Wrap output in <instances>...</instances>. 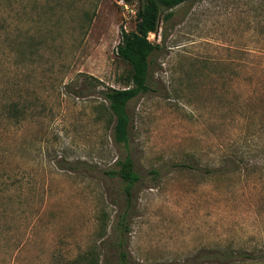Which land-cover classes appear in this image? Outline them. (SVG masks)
Segmentation results:
<instances>
[{
  "label": "rangeland",
  "instance_id": "374dc122",
  "mask_svg": "<svg viewBox=\"0 0 264 264\" xmlns=\"http://www.w3.org/2000/svg\"><path fill=\"white\" fill-rule=\"evenodd\" d=\"M141 4L0 0V264H264V0L162 12L120 143L103 92L127 85ZM241 153L253 168H212ZM128 155L130 196L107 173Z\"/></svg>",
  "mask_w": 264,
  "mask_h": 264
},
{
  "label": "trees",
  "instance_id": "16d2710c",
  "mask_svg": "<svg viewBox=\"0 0 264 264\" xmlns=\"http://www.w3.org/2000/svg\"><path fill=\"white\" fill-rule=\"evenodd\" d=\"M191 0H142L138 11L139 21L136 30L122 29L121 40L117 46L118 56L131 66L127 85L123 88L110 87L103 92L108 101V108L113 118V134L116 142L128 143L130 136L131 116L128 110L129 102L140 94L151 90L150 71L155 53L163 50L161 43L149 39L150 32H156L159 28L161 13L166 12L164 18L169 19L173 15V8ZM20 99L9 101V118L20 121L22 110L19 106ZM120 168L107 171L108 175L120 177L126 183L125 191L128 196L135 184L140 179L135 168V162L129 155L125 159L118 160ZM199 166L195 168H202ZM208 168V167H205ZM212 168H253L249 160H245L244 154L224 156L223 164ZM252 254L244 251L215 253L221 262L232 263L236 257H248ZM123 260L120 264H128L125 253H121ZM264 258V255H263ZM99 259L95 255L84 256L82 264H98Z\"/></svg>",
  "mask_w": 264,
  "mask_h": 264
}]
</instances>
